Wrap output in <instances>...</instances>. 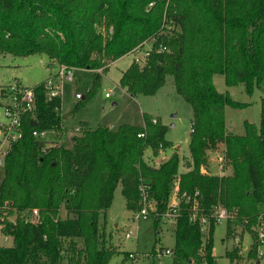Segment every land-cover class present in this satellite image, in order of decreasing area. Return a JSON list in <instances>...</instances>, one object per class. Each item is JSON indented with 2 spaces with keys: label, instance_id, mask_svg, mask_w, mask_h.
Returning a JSON list of instances; mask_svg holds the SVG:
<instances>
[{
  "label": "trees",
  "instance_id": "obj_1",
  "mask_svg": "<svg viewBox=\"0 0 264 264\" xmlns=\"http://www.w3.org/2000/svg\"><path fill=\"white\" fill-rule=\"evenodd\" d=\"M143 41H153V50L143 64L132 62L121 72L119 85L130 95H153L167 75L173 77L176 92L192 108L189 169L179 173L177 151L158 166L144 160L146 149L157 155L171 146L167 126L145 114L141 125L91 128L81 121L70 147L48 145L33 132L61 130V96L47 99L41 81L33 86L35 109L22 115L21 136L0 168V201L9 203V213L37 208L40 221H3L13 243L0 245V264H108L116 248L105 244L99 216L118 185L127 206L138 210L141 182L155 204V229L178 186L171 264H216L217 205L228 213L226 236L248 232V257L258 258L264 221V0H0V54H44L95 71L84 100L110 63ZM160 44L167 50H155ZM215 74L227 86L243 84L249 94L254 87L261 90L258 127L246 121L243 134L228 131L225 107L242 103L216 90ZM220 144L231 173L202 172L208 152ZM194 204L208 220L205 233L191 219ZM226 256L230 263L240 259L239 246Z\"/></svg>",
  "mask_w": 264,
  "mask_h": 264
},
{
  "label": "rangeland",
  "instance_id": "obj_2",
  "mask_svg": "<svg viewBox=\"0 0 264 264\" xmlns=\"http://www.w3.org/2000/svg\"><path fill=\"white\" fill-rule=\"evenodd\" d=\"M133 53L129 52L114 62L110 63L108 70L101 73L99 85L92 96L86 100L77 99L76 93L87 96L96 72L93 70H75L73 81H64L61 90L60 115L63 126L66 128L61 140L65 146L71 144V136L74 134L76 126L82 120H86L88 127L111 126L122 123L135 125L143 124V115L155 117L162 124L167 126L165 139L171 142V146L161 150L158 158H168L174 151L179 155L178 171L186 169V161L190 160L189 134L191 130L192 108L185 99L180 96L174 87L173 77L167 75L165 83L153 95L137 93L132 96L119 85L121 71L126 69L133 62ZM48 57L44 54H32L28 56H15L9 53L0 54V96L5 91L8 84L15 80L20 81L24 86L32 87L40 83L47 75L48 69L45 67ZM213 83L218 92H228L231 99L242 103L239 107L227 105L225 107V121L228 131L234 134L244 133V122H249L255 126L260 123V99L262 92L254 87L249 94L245 91L244 85L233 84L227 86L222 74L213 76ZM110 96L105 93L109 90ZM7 119L0 111V125L7 124ZM81 127V126H79ZM83 128V127H82ZM82 128L80 132L82 131ZM78 131L77 134L80 133ZM54 130H46L44 136L39 139L46 142H54L58 137ZM3 130L0 127V141ZM210 163L209 173L225 174L232 170L231 165L225 159L224 146L219 145L217 149L208 152ZM221 157V160H220ZM144 158L148 162L156 165V159L149 149L144 152ZM219 158V159H217ZM151 161V162H150ZM159 160L157 161V163ZM222 166L223 170H221ZM2 170L0 169V179ZM59 215L66 217V211L62 207ZM134 212L127 206L121 194V186L118 185L114 191V196L110 207L105 213L99 216V230L103 233L106 245H114L116 253L110 258L108 264H130L125 258L127 252H134L136 259L134 264H171L172 256L165 254V248L171 249L174 245V220L161 218L157 229L153 225L151 217L146 219L133 218ZM213 231V254L216 264H264V240L259 242L258 258L248 257V251L252 243V238L248 232L235 236H226V221L215 222ZM207 226L202 230L206 232ZM239 227H236L238 230ZM131 231V237L126 239L125 232ZM259 239V238H258ZM13 240L8 237L6 240L0 235V245L11 246ZM233 245L239 246L240 259L230 263L226 256V251ZM159 249H163L162 252ZM65 264V262H64Z\"/></svg>",
  "mask_w": 264,
  "mask_h": 264
},
{
  "label": "built area",
  "instance_id": "obj_3",
  "mask_svg": "<svg viewBox=\"0 0 264 264\" xmlns=\"http://www.w3.org/2000/svg\"><path fill=\"white\" fill-rule=\"evenodd\" d=\"M152 3H149L151 6ZM153 41H143L134 47L130 52L133 53V62L137 64H143L145 60L148 59L151 51L154 46ZM159 52H164L167 50L165 45H159L155 48ZM47 63L54 64V72L48 78L43 81L45 88V95L47 99H52L57 96H61V90L64 81H72L74 79L75 67L63 63H58L55 60H48ZM5 91L1 93L0 99V111L7 119V124H1L0 127L3 130L2 140L0 141V168L3 166L4 157L9 150L12 142L21 136V118L25 113H32L35 109V93L32 87L22 85L18 80H15L13 83L6 85L4 88ZM110 89L105 93L106 97L110 96ZM76 98L80 99L83 96L80 93H76ZM152 122H156V118H151ZM80 127H77L78 131ZM46 131L36 132L33 134L36 137L44 136ZM138 136H143V133L138 134ZM219 159V158H218ZM221 160V157H220ZM222 167V166H221ZM140 198L139 206L140 208L134 211L133 218L138 220L140 218L152 217L153 213L156 211L154 201L151 199L148 186L141 182L139 186ZM178 186L177 184L172 189L169 198L168 209L162 214V218H168L175 220L179 214V201L178 196ZM184 195V194H183ZM10 205L7 202L0 201V235L3 236V239L6 240L9 236L3 231V221L12 220L14 221L17 217L23 219L25 222L37 223L40 221V214L37 208H29L22 211H16L14 215L9 213ZM156 213V212H155ZM212 216L215 222H220L227 219L228 213L220 205L214 206ZM191 219L194 221H199L201 229L203 230L207 224L208 220L205 216L201 215L197 211V204L193 206V212L191 214ZM131 231L125 232V238L128 239L131 237ZM12 238V237H11ZM258 238L259 242L264 240V221L262 225L258 228ZM238 239V237H236ZM160 251V249H159ZM161 252V251H160ZM165 254L171 255V249L165 248L163 250ZM136 254L134 252H128L127 258L130 264H134L136 259Z\"/></svg>",
  "mask_w": 264,
  "mask_h": 264
},
{
  "label": "crops",
  "instance_id": "obj_4",
  "mask_svg": "<svg viewBox=\"0 0 264 264\" xmlns=\"http://www.w3.org/2000/svg\"><path fill=\"white\" fill-rule=\"evenodd\" d=\"M54 64H51V63H45V67L48 69V75L42 80V81H44L46 78H48L51 74H53V72H54V70H55V68H54ZM75 70H79V71H81V70H88V69H81V68H76ZM125 70V69H124ZM123 71V70H122ZM121 71V72H122ZM74 79H75V76H74ZM73 79V80H74ZM72 80V81H73ZM20 82V81H19ZM122 88V87H121ZM126 91V90H125ZM132 96H134V95H132ZM0 99H1V96H0ZM82 121H84V122H86L88 125H89V123L86 121V120H82ZM79 126H81L80 127V129L82 128V125H81V123L79 122V124H78V126H76V128L77 127H79ZM90 126V125H89ZM117 125H115L114 123L113 124H111V126H109V127H116ZM76 128H75V130L74 131H76V132H74V134H72V136H71V139H72V137L73 136H75L77 133H78V131L76 130ZM66 128L63 126V123L61 122V130L60 131H57V133H55V136L56 137H58V139L57 140H53L54 142H46L48 145H50V144H55V143H61V144H63V142H62V138H61V136L62 135H64V133H65V130ZM56 132V131H55ZM72 145V142H71V144L69 145V146H67V147H70ZM151 153V152H150ZM160 153V152H159ZM159 153L157 154V155H153V157H154V159H156V158H158V156H159ZM144 157V156H143ZM148 159L149 160H151V158H147V159H145L144 158V160H146V161H148ZM165 159H167V158H165ZM165 159H156L155 161H156V165H154V166H158L163 160H165ZM218 159V158H217ZM159 160V162L157 163V161ZM189 161V159L186 161V164H187V162ZM211 161L212 160H210V159H208V162H207V164L205 165V166H202V168H201V171L202 172H204V173H209V168H210V163H211ZM151 162V161H150ZM151 164V163H150ZM153 165V164H152ZM220 168H221V170H223V168L220 166ZM189 168L188 167H186V169L184 170V171H182V172H185V171H187ZM231 171L232 170H230V173H231ZM182 172H180L179 171V173H182ZM230 173H227V174H230ZM211 174H217V173H211ZM223 174H225L224 172H221V174H218V175H223Z\"/></svg>",
  "mask_w": 264,
  "mask_h": 264
}]
</instances>
